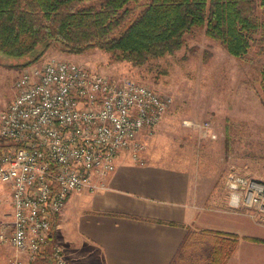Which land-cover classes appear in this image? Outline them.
Wrapping results in <instances>:
<instances>
[{
    "label": "built area",
    "instance_id": "obj_1",
    "mask_svg": "<svg viewBox=\"0 0 264 264\" xmlns=\"http://www.w3.org/2000/svg\"><path fill=\"white\" fill-rule=\"evenodd\" d=\"M13 89L0 111V138L8 145L0 152V184L11 207L0 241L13 248L12 264L45 252L51 264H69L49 239L67 198L104 188L120 151L141 161V137L161 122L172 99L131 76L56 56L21 68ZM224 182L228 207L264 224V177L230 172Z\"/></svg>",
    "mask_w": 264,
    "mask_h": 264
},
{
    "label": "rangeland",
    "instance_id": "obj_2",
    "mask_svg": "<svg viewBox=\"0 0 264 264\" xmlns=\"http://www.w3.org/2000/svg\"><path fill=\"white\" fill-rule=\"evenodd\" d=\"M147 1L140 0L137 7ZM48 56L67 57L109 76H131L170 96L161 122L142 135V152L160 163L187 170L196 182L197 204L203 208H228L224 182L228 173L264 177V97L259 87L264 53L249 48L244 56H233L207 37L203 28L187 32L179 49L142 65L112 60L98 48L67 53L54 41L41 56L24 65L32 56L11 59L0 53V111L14 95L13 82L20 69ZM0 198L1 223L9 221L11 210L8 189L2 184ZM69 224L57 228V236L61 232L74 237ZM57 239L69 264H76L78 260L69 259L66 244ZM70 243L78 246L75 240ZM13 256V248L0 241V264H12ZM87 259L80 262L94 264Z\"/></svg>",
    "mask_w": 264,
    "mask_h": 264
},
{
    "label": "crops",
    "instance_id": "obj_3",
    "mask_svg": "<svg viewBox=\"0 0 264 264\" xmlns=\"http://www.w3.org/2000/svg\"><path fill=\"white\" fill-rule=\"evenodd\" d=\"M141 157L136 162L120 151L104 188L69 195L55 226L69 259L76 264H85L80 262L85 258L94 264H264V224L229 210L227 200L228 208H203L187 170L145 151ZM66 222L74 237L57 236Z\"/></svg>",
    "mask_w": 264,
    "mask_h": 264
},
{
    "label": "trees",
    "instance_id": "obj_4",
    "mask_svg": "<svg viewBox=\"0 0 264 264\" xmlns=\"http://www.w3.org/2000/svg\"><path fill=\"white\" fill-rule=\"evenodd\" d=\"M0 0V53L41 56L58 42L67 53L98 48L115 61L142 65L179 49L194 28L242 57L264 53V0ZM6 66V64H4ZM264 97V68L259 72ZM8 147L0 138V152ZM53 221L49 239L55 238ZM31 264H51L45 252Z\"/></svg>",
    "mask_w": 264,
    "mask_h": 264
}]
</instances>
